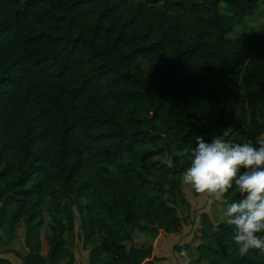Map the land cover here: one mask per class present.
<instances>
[{
    "label": "trees",
    "instance_id": "1",
    "mask_svg": "<svg viewBox=\"0 0 264 264\" xmlns=\"http://www.w3.org/2000/svg\"><path fill=\"white\" fill-rule=\"evenodd\" d=\"M221 4L240 23L259 10V0H0V226H23L24 264H74L64 236L76 217L96 243L89 264H154L133 238L181 226L195 137L264 141V26L231 37ZM240 198L233 188L224 199ZM226 206L202 212L178 253L264 264L259 250L239 252Z\"/></svg>",
    "mask_w": 264,
    "mask_h": 264
},
{
    "label": "clouds",
    "instance_id": "2",
    "mask_svg": "<svg viewBox=\"0 0 264 264\" xmlns=\"http://www.w3.org/2000/svg\"><path fill=\"white\" fill-rule=\"evenodd\" d=\"M195 141L187 151L189 166L181 183L204 195L209 204H227L224 223L242 255L252 249L264 253V141L255 146L250 140L233 143L220 135L210 142L196 136ZM233 188L241 198L228 204L224 198ZM179 255L187 259L188 253L181 249Z\"/></svg>",
    "mask_w": 264,
    "mask_h": 264
},
{
    "label": "rangeland",
    "instance_id": "3",
    "mask_svg": "<svg viewBox=\"0 0 264 264\" xmlns=\"http://www.w3.org/2000/svg\"><path fill=\"white\" fill-rule=\"evenodd\" d=\"M222 15L233 24V34L246 35L264 26V0H259V10L245 17L242 23L238 22L223 4L219 6ZM184 200H178L177 214L181 220V226L171 233H162L150 236L135 234L133 243L137 246H150L152 255L157 259L154 264H189L190 259L180 256L177 247L188 242H195L193 234L197 231L199 216L202 212L217 216L216 203L209 204L207 198L202 194L194 193L188 186L181 183ZM216 212V213H214ZM52 219L48 210L42 207V225L40 227L41 254L45 255L48 250L47 237L51 235L50 226ZM5 225L0 226V257L6 258L11 264H24V261L16 255V251L25 254L28 248L24 244V229L20 225L14 230ZM14 237L8 239L7 232ZM69 248L74 255V264H89V252L96 243L90 242L84 237V232L79 227V218L76 217L73 229L66 233ZM132 243L131 241H128Z\"/></svg>",
    "mask_w": 264,
    "mask_h": 264
}]
</instances>
